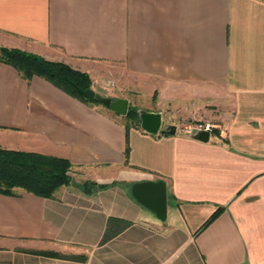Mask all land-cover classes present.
Returning a JSON list of instances; mask_svg holds the SVG:
<instances>
[{"label": "crops", "instance_id": "crops-1", "mask_svg": "<svg viewBox=\"0 0 264 264\" xmlns=\"http://www.w3.org/2000/svg\"><path fill=\"white\" fill-rule=\"evenodd\" d=\"M0 48L180 122L126 130L0 62V149L65 159L72 178L52 198L0 194V264H264V0H0ZM196 124L217 132L201 142ZM161 179L165 221L132 197Z\"/></svg>", "mask_w": 264, "mask_h": 264}, {"label": "trees", "instance_id": "trees-1", "mask_svg": "<svg viewBox=\"0 0 264 264\" xmlns=\"http://www.w3.org/2000/svg\"><path fill=\"white\" fill-rule=\"evenodd\" d=\"M0 62L13 67L26 80H31L35 76L40 77L86 105L103 106L97 101L90 102L78 91L79 88L91 89L92 81L88 74L64 63L49 61L32 53L8 48H0ZM124 118L128 123L126 130L130 126H140L138 109L129 107L128 114ZM213 132L217 131L213 130ZM70 170L71 164L65 159L0 149V194L18 197L22 192H27L42 198H52L61 187L71 184ZM223 209L219 208L200 231L207 228ZM109 239L110 234L107 233L103 242ZM47 255L82 262L86 260L85 256L73 257L58 253H47Z\"/></svg>", "mask_w": 264, "mask_h": 264}, {"label": "water", "instance_id": "water-1", "mask_svg": "<svg viewBox=\"0 0 264 264\" xmlns=\"http://www.w3.org/2000/svg\"><path fill=\"white\" fill-rule=\"evenodd\" d=\"M80 94L90 102L97 101L101 105L110 109L119 116H126L129 111V101L124 98L113 99L110 97H101L92 89L79 88ZM140 128L147 134L157 136L162 130L163 115L160 112H149L146 110H138ZM170 134H176V127H169ZM196 139L201 142H208L210 139V132L201 131ZM132 197L141 206L151 211L156 217L165 221L168 213V192L167 184L161 179L158 181H147L136 183L132 187Z\"/></svg>", "mask_w": 264, "mask_h": 264}, {"label": "rangeland", "instance_id": "rangeland-1", "mask_svg": "<svg viewBox=\"0 0 264 264\" xmlns=\"http://www.w3.org/2000/svg\"><path fill=\"white\" fill-rule=\"evenodd\" d=\"M92 90H94L96 92V94L98 96H101V97H109L107 96L108 94L112 95V96H117V94L119 93L118 91L116 90H111L110 92H106V91H101L100 89H94V88H91ZM131 99H132V104L130 107H133V108H136L139 110L140 107H144V106H148L147 104V96L144 94V93H135V96L134 95H130L129 96ZM156 98V95L155 97ZM125 122H127L126 120H124ZM196 121H190L188 122V124H192V123H195ZM173 123H180L178 121H175V120H165V125L162 126V130H168L169 126H167L168 124H173Z\"/></svg>", "mask_w": 264, "mask_h": 264}, {"label": "built area", "instance_id": "built-area-1", "mask_svg": "<svg viewBox=\"0 0 264 264\" xmlns=\"http://www.w3.org/2000/svg\"><path fill=\"white\" fill-rule=\"evenodd\" d=\"M192 129L196 132H201V131L212 132L213 131V127L210 124H196L195 126L192 127Z\"/></svg>", "mask_w": 264, "mask_h": 264}]
</instances>
